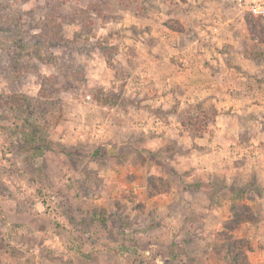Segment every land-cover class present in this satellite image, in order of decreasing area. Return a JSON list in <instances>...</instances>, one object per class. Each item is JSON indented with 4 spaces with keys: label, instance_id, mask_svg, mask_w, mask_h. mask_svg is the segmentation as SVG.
<instances>
[{
    "label": "rangeland",
    "instance_id": "rangeland-1",
    "mask_svg": "<svg viewBox=\"0 0 264 264\" xmlns=\"http://www.w3.org/2000/svg\"><path fill=\"white\" fill-rule=\"evenodd\" d=\"M207 52L264 79V18L228 0H0V264H264V133L234 139L224 174L181 180L217 112L182 110L164 77ZM182 119L184 142L163 131Z\"/></svg>",
    "mask_w": 264,
    "mask_h": 264
},
{
    "label": "crops",
    "instance_id": "crops-1",
    "mask_svg": "<svg viewBox=\"0 0 264 264\" xmlns=\"http://www.w3.org/2000/svg\"><path fill=\"white\" fill-rule=\"evenodd\" d=\"M149 32L150 35H155L153 31L149 30ZM114 46L117 49V46ZM125 47L128 49L133 48L136 54H141L145 51L157 52L158 50L155 46L149 47V49L142 48L133 41L129 45H125ZM117 51L119 53L122 52L120 47ZM198 51L199 49L195 50V52ZM205 55L207 56L208 52ZM205 55L202 56L200 53H197L193 57L185 56L181 59L182 63L179 66L180 72H177L178 74L173 78L164 77V86H174V90L176 91L175 101H177L178 106H181L182 110H185V108H187L186 110L191 109V114L194 117L202 115L203 111L206 113L209 111L217 112V114L210 115V118L207 119V125L203 124V131L200 129L192 135L187 124H184L183 119L181 121L176 120L175 124L163 125L164 132L168 133L172 131L176 132V134L179 133L178 138L180 142L187 140L190 134L192 139L191 144L194 147L198 146L197 149L199 148V151H203L202 153L191 152L190 156H187L185 153H180L176 157L177 161H192V168H194L189 178L188 173H185L186 171H183V169L181 170V180L183 183L187 179L189 181L192 178H194L193 180H196L198 177L200 178L208 170L211 174L213 172L224 174L225 172L221 171V165L225 166L226 163L231 166V157L228 149L234 139L245 132L248 134L252 133V136L249 137L251 139L255 137L253 135L254 131L259 135L264 133L262 132L264 129L263 114L259 119L255 118V115L259 116L257 112L264 109V79L252 76V74L260 72L259 67L254 62L246 60H240L238 63H226L215 60L209 57V55L206 58ZM140 77V84L147 83L149 79L148 74L140 75ZM164 90H168L165 94L166 96L172 95L173 90L165 87ZM165 101L169 102V98H165L163 94V103ZM197 108L201 113L198 112ZM235 117L241 118L240 120L246 118L248 120L247 123L250 122L252 130H249L247 126L233 124ZM112 128H116L114 131H118L120 129H127V126L118 124L113 125ZM114 142L115 145L113 148L125 145L120 139ZM205 145H207L205 150L200 149L199 146L206 147ZM211 155L214 157V163L210 161L213 158L209 157ZM35 206L33 205L34 208ZM33 210L35 211V209ZM68 252L63 254V257L61 255H55L59 263L62 259L63 263L60 264H72L76 260L72 252ZM88 255L79 256V262L85 264L88 261Z\"/></svg>",
    "mask_w": 264,
    "mask_h": 264
},
{
    "label": "built area",
    "instance_id": "built-area-1",
    "mask_svg": "<svg viewBox=\"0 0 264 264\" xmlns=\"http://www.w3.org/2000/svg\"><path fill=\"white\" fill-rule=\"evenodd\" d=\"M229 4L239 15H248L253 18H264V0H228ZM258 144L243 148V152L257 155ZM249 150L256 152L251 153ZM254 154V155H253Z\"/></svg>",
    "mask_w": 264,
    "mask_h": 264
},
{
    "label": "trees",
    "instance_id": "trees-1",
    "mask_svg": "<svg viewBox=\"0 0 264 264\" xmlns=\"http://www.w3.org/2000/svg\"><path fill=\"white\" fill-rule=\"evenodd\" d=\"M230 249V248H229ZM231 264H236L235 261L231 262Z\"/></svg>",
    "mask_w": 264,
    "mask_h": 264
}]
</instances>
